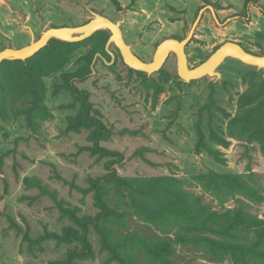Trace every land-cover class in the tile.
Segmentation results:
<instances>
[{
  "label": "rangeland",
  "instance_id": "rangeland-1",
  "mask_svg": "<svg viewBox=\"0 0 264 264\" xmlns=\"http://www.w3.org/2000/svg\"><path fill=\"white\" fill-rule=\"evenodd\" d=\"M249 1L245 9L246 0H118V9L112 0H0V50L29 43L22 20L38 35L49 27L82 25L96 12L113 22L123 21L124 41L148 62L164 39H183L205 9L184 49L189 68L226 41L264 55V0ZM103 40L96 35L75 44L60 70L42 78L43 103L51 116L35 114L36 130L24 116L14 115L29 106L28 98L6 101L9 116L0 115V264H49L64 259L75 244L39 240L70 225L59 206L74 209L78 216L96 213L93 194L87 189L107 173L110 158L90 154L88 130L68 131L69 118L77 114L80 103H73L68 92L53 93L63 75L88 72L75 85L89 94L93 115L112 131L101 145L122 155L114 164L119 176H175L187 181V189L215 210L243 206L264 220V151L228 127L238 112L240 95L251 83L264 80L263 71L225 59L217 68L219 79L202 77L185 83L177 74L174 54L159 71L147 75L125 65L113 44L109 51L114 60L109 64L111 56L101 49ZM95 53L100 56L94 60ZM4 88L1 70L0 94ZM199 131L204 136L201 144ZM213 173L241 176L256 197L220 196L205 189L200 179ZM141 225L132 218L127 228L140 230ZM88 240L93 256L76 264H105L108 253L101 249L93 228ZM179 254L182 264H233L228 257L210 262L194 251ZM140 259L144 261L142 255Z\"/></svg>",
  "mask_w": 264,
  "mask_h": 264
},
{
  "label": "trees",
  "instance_id": "trees-1",
  "mask_svg": "<svg viewBox=\"0 0 264 264\" xmlns=\"http://www.w3.org/2000/svg\"><path fill=\"white\" fill-rule=\"evenodd\" d=\"M112 3L120 8L118 0H112ZM248 3L250 1L246 0L245 9ZM96 35L104 37L101 49L106 52L108 34L98 31L90 38ZM77 43L51 39L25 61L1 62L5 88L0 94V115L9 116L7 100L17 103L28 98L29 106L18 109L14 115L24 116L30 128H37L35 114L51 116L43 103L45 88L42 78L60 70L71 47ZM87 74L63 75L62 82L53 86V93L68 92L73 103H80L77 114L69 118L68 131L88 130L91 145L87 150L92 156L110 158V161L106 164L107 173L87 189L93 194L95 215L78 216L74 209L60 205L59 210L70 225L60 234L46 233L39 238L53 240L58 245H76L67 251L64 259L49 264H76L78 260L91 258L90 228L96 231L101 249L108 253L105 264H182L179 251L183 250L200 253L210 262H222L228 257L233 264H264V220L251 215L243 206L215 210L200 195L187 189V181L175 176L118 175L114 164L122 160V155L101 145L110 139L112 131L93 115L89 94L75 85ZM237 106L238 112L229 121V130L248 142H257L264 151V80L251 83L240 95ZM203 138L199 131L198 144ZM218 141L225 142L223 139ZM210 152L217 155L215 151ZM200 181L205 189L220 196L241 194L248 199L256 197V191L244 184L239 175L213 173ZM132 218L142 222L140 230L127 228ZM118 228L125 232L118 234Z\"/></svg>",
  "mask_w": 264,
  "mask_h": 264
},
{
  "label": "water",
  "instance_id": "water-1",
  "mask_svg": "<svg viewBox=\"0 0 264 264\" xmlns=\"http://www.w3.org/2000/svg\"><path fill=\"white\" fill-rule=\"evenodd\" d=\"M208 9H210L213 14V9L210 6ZM204 11L205 9L199 11L192 27L183 39L166 38L161 41L157 45L152 59L148 62L139 59L131 51L130 45L124 41L120 28L123 21L113 22L96 12H92L93 17L82 25L74 27H49L42 30L38 35H35L31 27L25 25L24 20H22L21 27L29 32L30 41L27 45L18 49L4 48L0 50V64L3 61H25L44 48L51 39L66 43H77L90 38L98 31H103L108 34L105 50L111 56L109 64L114 60V55L109 51V46L113 44L119 50L125 65L132 70L144 72L147 75L159 71L169 54L172 53L176 57L177 74L185 83L202 77H215L219 79L220 73L217 71V68L225 59L237 60L245 65L255 67L257 70H262L264 77V55L251 53L245 50L240 44L232 41H226L219 45L208 58L198 66L194 68L188 67L184 49L186 44L193 37L195 28ZM98 56H100V54H96L94 60Z\"/></svg>",
  "mask_w": 264,
  "mask_h": 264
}]
</instances>
